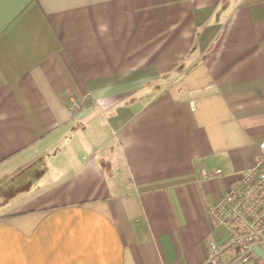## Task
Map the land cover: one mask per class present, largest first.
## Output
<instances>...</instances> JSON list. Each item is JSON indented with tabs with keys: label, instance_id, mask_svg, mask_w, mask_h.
Here are the masks:
<instances>
[{
	"label": "crops",
	"instance_id": "obj_1",
	"mask_svg": "<svg viewBox=\"0 0 264 264\" xmlns=\"http://www.w3.org/2000/svg\"><path fill=\"white\" fill-rule=\"evenodd\" d=\"M263 139L264 0H0V264H203Z\"/></svg>",
	"mask_w": 264,
	"mask_h": 264
},
{
	"label": "built area",
	"instance_id": "obj_2",
	"mask_svg": "<svg viewBox=\"0 0 264 264\" xmlns=\"http://www.w3.org/2000/svg\"><path fill=\"white\" fill-rule=\"evenodd\" d=\"M70 109L80 101L70 97ZM220 169L199 170L201 179L214 178ZM208 213L226 228L220 241L208 240L203 264H264V139L258 143L253 165L240 173Z\"/></svg>",
	"mask_w": 264,
	"mask_h": 264
}]
</instances>
